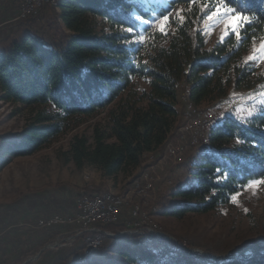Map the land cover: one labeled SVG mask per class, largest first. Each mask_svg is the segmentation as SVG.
Masks as SVG:
<instances>
[{"label": "trees", "instance_id": "1", "mask_svg": "<svg viewBox=\"0 0 264 264\" xmlns=\"http://www.w3.org/2000/svg\"><path fill=\"white\" fill-rule=\"evenodd\" d=\"M210 2L59 0L57 18L70 38L49 46L25 35L0 49L1 98L29 115L21 132L0 136V168L96 121L92 137L73 138L62 154L66 163L79 170L94 167L104 177L130 172L174 136L182 95L195 109L224 102L232 92L264 95V71L249 60L252 46L264 40V0H232L229 7L239 4L254 22L242 39L213 44L204 28ZM145 20L162 24L147 27ZM129 26L147 29L142 46L129 43ZM259 102L250 115L217 119L203 131L186 166L188 178L161 203V216L183 220L230 213L249 188L243 186L264 178V96ZM56 190L69 200L103 195L95 186L59 184ZM131 221L105 228L120 233ZM146 235L142 230L118 238L101 234L110 241L87 264H264V255L213 259L178 250L171 257L139 242Z\"/></svg>", "mask_w": 264, "mask_h": 264}, {"label": "rangeland", "instance_id": "2", "mask_svg": "<svg viewBox=\"0 0 264 264\" xmlns=\"http://www.w3.org/2000/svg\"><path fill=\"white\" fill-rule=\"evenodd\" d=\"M58 1L54 0L52 6L41 9L38 14L21 22L15 19L18 18L22 0L19 8L15 5L11 11L9 7L12 6V2L6 1L5 6H0V21L4 20L1 24L5 23L15 27L16 33L1 43L0 49H7L12 42L25 35L40 37L49 46L61 45L64 40L70 38L72 33L65 29L62 21L57 18V14L60 13L56 8ZM229 22V19L206 20L204 28L209 44L221 41V38L225 36V25ZM142 24L149 27L145 23ZM149 24L154 28L161 26L162 22ZM1 29L3 28L0 26ZM261 43L262 41L252 46L249 58L260 51ZM253 65L264 71V54ZM263 96L261 92H232L224 102L195 109L185 105V96L182 95L178 106L180 118L174 136L162 150L145 155L141 165L130 172L104 177L101 171L94 167L79 170L73 163H66L62 154L68 151L73 138L81 135L92 137L96 121L81 126L73 133L63 136L33 155L15 158L8 165L0 168V218L3 220L15 219L17 216L19 220L22 218L27 220L33 216L31 210L37 208L38 202H56L62 199L63 196L56 190V185L59 184L78 188L95 186L102 190L103 195L132 197L131 203H126L121 211L123 221L131 219L132 221L126 226V230L120 233H113L105 227L125 223L99 226L101 227L100 232L93 234L85 233L83 228L77 224L63 223L52 225V227L40 225L41 222L50 221L56 216L63 218L64 221H67V218H74L79 214V203L86 200L92 201L98 196L93 199L70 200L75 202L76 214L55 215L37 221L36 229L31 234L32 239H28L30 245H26L25 253L19 251V255L25 259L23 264H37L39 258L42 257H47L48 262L55 260L59 264H87L94 258L97 251L96 249L94 254L87 257L82 255L87 238L94 240L101 237V234L132 235L137 234L141 229L142 231L145 229L157 231V234L163 237L160 244L153 243L151 246L147 242L144 243L156 252L166 250L167 256L177 252L178 247H181L182 251L201 254L213 259L246 258L250 260L257 255H264V184L249 187L236 201V209L224 215H189L183 220H178L161 216L159 213L161 203L169 196L171 189L179 186L183 180L188 178L186 166L199 137L205 134L203 131L209 130L217 123V119L221 120V117L223 120L230 116L243 118L250 115L260 106L259 100ZM28 120V112L18 110L3 101L0 93V136L21 132ZM201 124H206V128H203ZM138 184L141 185L138 187ZM147 186L151 187L145 189ZM142 188H144V193H142ZM66 200L69 199L66 198ZM138 206L145 211V224L137 231L134 225L143 220L133 214V208H138ZM61 226H64L66 230L58 233L57 231L52 233L49 230L52 233L50 237L44 231ZM129 232L132 233L128 234ZM91 235L95 237L92 238ZM109 241L106 239L103 243Z\"/></svg>", "mask_w": 264, "mask_h": 264}, {"label": "built area", "instance_id": "3", "mask_svg": "<svg viewBox=\"0 0 264 264\" xmlns=\"http://www.w3.org/2000/svg\"><path fill=\"white\" fill-rule=\"evenodd\" d=\"M54 0H22L21 9L18 15V18L15 19L17 22L28 20L30 16L38 14L39 10L43 6H52ZM30 19V18H29ZM203 128H206V124H201ZM141 184H138V187ZM151 186L145 187V189H149ZM142 193H144V188H142ZM132 201V197L130 196H115L105 194L103 196H98L94 200L89 201L86 200L83 203H79V214L74 218H67V221H64L63 218L56 216L54 219L50 221L41 222L40 225L45 227H52V225H59L63 223H67L68 225L77 224L83 228L85 233H99V226H104L108 224L116 225L121 224L123 221L122 216V207L127 203L130 204ZM144 210L138 206V208H133V214L135 217L143 219L140 222L134 225V228L140 230V227L145 224L144 221ZM121 222V223H120ZM142 230V229H141ZM147 235L142 240L143 242H147L149 245H153V243L160 244L161 238H163L160 234H157V231L151 229H145ZM129 232L128 234H131ZM151 233V234H150ZM107 237L118 238L124 236V234L120 235H109L105 234ZM141 241V242H142ZM103 244V239L101 237H97L96 239L87 238L86 239V247L83 250V254L85 257L94 254V251L100 248ZM179 250H183L181 247H178Z\"/></svg>", "mask_w": 264, "mask_h": 264}, {"label": "crops", "instance_id": "4", "mask_svg": "<svg viewBox=\"0 0 264 264\" xmlns=\"http://www.w3.org/2000/svg\"><path fill=\"white\" fill-rule=\"evenodd\" d=\"M6 1L9 0H0V6H5L4 3ZM10 1L12 2V6L9 7L10 11L14 9L15 5H18L19 8L21 0ZM3 21L4 20L0 21V26L3 28L0 30V44L7 41L10 35L16 33L15 27L5 23L1 24ZM76 212L77 209L75 202L66 200V198L62 197V199L56 202H38L37 208H33L31 210V214L33 216L29 217L27 220L25 218L19 220V216H17L15 219L12 218L11 220H3L0 218V264H14L17 260H25L19 255V251L25 253L26 245H30L28 239H32L31 234L36 229L37 221L50 218L55 215H74ZM49 230H51L52 233H55L56 231V233H58L59 231H65L66 228L61 226L45 229L44 231L48 233V237H50L52 234ZM34 239L37 241L35 237ZM54 263L59 264L57 261L55 262V260L54 262H48L47 257L39 258V261L37 262V264Z\"/></svg>", "mask_w": 264, "mask_h": 264}, {"label": "snow or ice", "instance_id": "5", "mask_svg": "<svg viewBox=\"0 0 264 264\" xmlns=\"http://www.w3.org/2000/svg\"><path fill=\"white\" fill-rule=\"evenodd\" d=\"M232 0H211L210 3H207V10L205 12V15L209 20H212L213 18L217 19H229V23L225 25V36L221 38V42H223L224 39L229 37H241V33L246 31L248 27L251 26V24L254 22L250 15L245 14L248 10L244 9L242 10L239 4L236 7H229ZM221 6H223V10H221ZM254 15V14H253ZM162 19L164 21H167L168 16L167 14L162 16ZM143 23L149 25V21L145 20ZM161 32H164V27L162 26L160 28ZM126 32L128 33L129 43L132 44H143V34L147 32V29L142 30L141 32H137L135 29H133L131 26H129L126 29ZM262 54H264V41H262L260 45V51L249 58V60L252 63H256L259 59L262 58ZM262 110H264V104L261 105ZM223 117H221L222 119ZM238 143L241 141L238 139ZM217 182H220L222 171L221 169H217ZM259 184H264V178H261L260 180H253L250 181L249 184L244 185L243 187H253ZM238 195V193H237ZM234 198V197H233Z\"/></svg>", "mask_w": 264, "mask_h": 264}, {"label": "bare ground", "instance_id": "6", "mask_svg": "<svg viewBox=\"0 0 264 264\" xmlns=\"http://www.w3.org/2000/svg\"><path fill=\"white\" fill-rule=\"evenodd\" d=\"M108 195H114V194H108Z\"/></svg>", "mask_w": 264, "mask_h": 264}]
</instances>
